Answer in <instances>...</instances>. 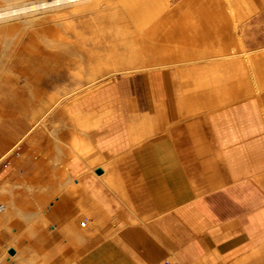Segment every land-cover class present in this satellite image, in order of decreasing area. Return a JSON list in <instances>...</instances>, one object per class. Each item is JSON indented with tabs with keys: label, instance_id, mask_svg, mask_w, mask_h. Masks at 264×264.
<instances>
[{
	"label": "crops",
	"instance_id": "obj_1",
	"mask_svg": "<svg viewBox=\"0 0 264 264\" xmlns=\"http://www.w3.org/2000/svg\"><path fill=\"white\" fill-rule=\"evenodd\" d=\"M209 17L217 22L203 37L209 55L156 67L148 74H116L106 85L85 94L73 109L102 114L103 124L89 134L107 160L94 165L92 185L108 177L120 182L123 196L132 201L131 186L122 182L126 172L111 167L116 165L111 158L125 152L142 192L134 197L136 201L143 197L147 204L143 215L134 211L133 222L155 217L135 224L118 216L125 223L123 228L74 251L77 264H162L168 262V256L181 264H202L220 262L217 256L230 262L246 253L241 259L248 264L251 257L264 252V191L259 184V175L264 178V89L244 97L241 87L246 76L243 59L249 75L248 57L260 61L264 55L254 54L255 50L242 52L241 46L234 52L232 37H241L242 29L225 26L222 30V17ZM178 48V56L173 58L197 56L203 47ZM218 49L229 53L214 54ZM260 66L264 70V64ZM257 79V84L264 83V75ZM101 104H106L107 112L112 110L106 117L105 110L99 109ZM27 133L0 161L23 142ZM73 139L79 140L76 135ZM78 159L84 161L75 154L74 160ZM45 166L51 167L44 164L43 181L48 180ZM100 168L102 173L97 172ZM27 176L34 180L29 172ZM76 182L87 186L83 180L76 178ZM44 212L51 221L49 231L32 234L33 238L23 240L22 245L48 250L50 254L40 262L64 264L57 249L66 248L68 241L57 227L73 223L75 210L67 201H59ZM12 230L18 234L24 227L16 225ZM10 238L8 232H0L1 244Z\"/></svg>",
	"mask_w": 264,
	"mask_h": 264
},
{
	"label": "rangeland",
	"instance_id": "obj_2",
	"mask_svg": "<svg viewBox=\"0 0 264 264\" xmlns=\"http://www.w3.org/2000/svg\"><path fill=\"white\" fill-rule=\"evenodd\" d=\"M80 1L81 3L76 5L80 7L78 8L79 10H76L78 12L75 13L72 11L74 14H67V17H58L55 19H51L54 15L48 14L40 20L29 19L24 16V12H26L25 10H29L25 7L28 6L27 3L30 1H24V4L21 5L18 3L14 4L8 0H0V35L3 34L0 36V158L15 145L19 137L22 136L26 130L29 131L23 142L18 147H16L11 154L0 161V188H2V190L0 189V217L2 219L0 232L6 231L11 237L10 239L6 240L4 244L0 243V264H11V262L7 260V257H10L7 249L13 243H16L15 245L19 248V257L17 258L19 259V262L16 259L10 257L11 260L17 262L18 264H47L43 262V260L40 262L39 259L50 254L48 250L43 247H40L38 250H32V248L28 249L25 244H22L24 242L23 240L32 239V234L38 235L44 231H49V225L51 221L49 220L48 216L45 215L44 211L50 206L51 203L54 205H59V201H67V203L72 205V208L75 210L74 220L72 221L73 223L65 225L64 227H57V231L60 232L68 241V246L66 248L57 249L58 255L64 260V264H77L75 261L77 255H75V252L87 242L92 241L97 237L109 236L121 230L125 223L122 220H119L118 216L124 217L126 223L135 224L140 223L141 221L150 222L155 218H143L142 220L137 219L133 222L135 218L134 211L140 215H143L142 210L147 204L143 197H140V201H136V198L134 197L135 195H142V192L140 191L139 185H137L138 183L133 173L130 157L127 154H124L125 152L117 155L115 158H111L116 163L115 166L111 167L119 168L120 171L123 170V172H126L125 181L122 182L125 184V186H131L132 195H134L131 196L132 201H130V197L123 196L122 187L118 181L110 179L108 181V179L104 178L105 181H98V183L95 182L93 185L90 181V176L94 174V165H102V163L107 160L105 155L106 153L104 154L102 152L98 144L95 147V145L90 140L89 134L92 129L97 130L99 129L100 125L103 124V122H101L102 114L96 113L97 111L95 110H92V113H89L86 110L74 112L73 109L75 108L77 101L85 98V94H88L106 85L111 80V78L116 75L112 73L111 75H108L107 81L104 83V85H99L101 83L96 84L95 82L88 86L87 84L89 80L87 79V75L96 69L95 67L98 68L99 66L102 68L100 69L99 74L112 71L114 68L113 66H106V64L104 65L102 62L106 63L109 61L110 64H113L111 61L116 60L115 55L118 53L119 54L117 56L120 54V57L125 56L123 59L119 58L122 60V66L125 68L128 69L131 67L134 69L136 68L135 66L140 67V69L127 72L126 74H134L137 72L148 74L149 70L143 68V66L141 67L140 65L142 64V60L144 61L142 64L144 67L153 65L154 61L156 64L162 62L164 63L163 65L168 66L169 63L172 65L181 61H188L194 57H197L196 59L206 57L209 55V50L204 47L205 45L203 37L208 36V32L212 31L214 29L213 27L217 24L216 21L214 22L213 20H210L209 15L222 17L223 20L219 19L220 24L218 23L220 25V29L222 30H224L225 26L227 28H233L236 31L242 29L241 37H232L231 41L232 46L234 47V52L237 51V47L241 46L244 52L247 50H255L253 52L254 54L264 55V49H261V47H264V7H262L264 4H262L261 1L258 3L259 0L250 2L249 5L247 4L248 6H244L243 9L240 8L239 10V8H237L235 16L234 14L230 15L223 13V8H225V6L223 4V6H218L217 3L220 1L217 2V0H191L189 3L183 1L182 10L185 8L183 11L178 9L180 7L179 1L172 0L170 2L171 9L168 11L173 12V16L167 17L166 19L165 15L168 13L163 12L157 21L159 24V29L157 31L155 46L153 45L154 49H150L149 47L140 49L138 52L139 54H136L137 56L134 55L135 53L131 47L125 44L123 45V43L119 41L117 42L118 38L121 36L115 35L114 29H112V33L108 28V30L106 29L107 31L104 30V32L98 31L95 28L97 24L95 22H92L91 24L87 22V24L84 22H78L80 25L79 29L77 30L78 32L71 29L65 30L67 31L66 35L71 36H68L69 40H74V42L83 41L85 43L86 46L84 48H80L78 50L79 52L77 51L72 54H64V51L61 52L59 48L56 49L55 47H52L51 49L50 46H44V44L40 41V38L56 40L61 39L60 37L58 38L60 32L63 34L66 33L63 32L64 30L62 31L61 27L56 26L53 21L59 20L63 22L64 18L65 20L75 19L77 21L81 15L87 12L85 10L112 2V0H93V2L89 1L82 4L88 0ZM115 1V4L117 5L118 0ZM42 2L44 1H41L40 3ZM253 2H257L258 4L256 3L255 5ZM85 5H87L86 8ZM45 6L46 5L42 6V10L48 9V7ZM56 6L60 7L64 6V4L61 3ZM257 6H259L258 8L260 10L257 8ZM53 7V9H55V6ZM254 7L255 10L257 9V13L253 11ZM260 7H262V9ZM66 8L70 9V7ZM216 8H218L217 11L219 13H216ZM79 20L81 21L83 19L80 18ZM104 20V23H106L107 26L109 23L108 19L104 18L103 21ZM181 23H187L186 26L188 25L189 29L187 28L185 30H181L179 28ZM186 30L189 31L187 32ZM96 31L98 32L97 34ZM236 31H233V35L236 33ZM93 33L94 35H92ZM77 35L78 37L76 39L75 36ZM15 37L16 40H19V43L21 41V44H13L15 42ZM113 40L116 41V44L111 42ZM29 41H32L33 44H31ZM24 42H28V44L26 45ZM106 44L110 47H106ZM33 45H36V47L34 46V48H32ZM180 45H202V53L198 54L197 56H185L181 58L182 60L180 58H173L175 55L178 56V47ZM118 46L120 48H118ZM145 51H147V56ZM213 53L224 55L229 53V51L225 52L223 49H218L213 50ZM129 54L134 55V60L130 61L128 59ZM79 55L80 57H78ZM139 56L140 58H138ZM169 57L171 59H169ZM149 61L153 63H150ZM250 61L246 62V64L247 68L252 71V74L248 75V72L245 71L246 76L243 78L241 85L244 97L251 96L252 93L259 91L257 86H260L261 84L260 82L257 84L256 81L258 78L257 73H259L258 70L260 68H258V66L264 64V59L260 61ZM256 68H258V70H255ZM105 78L106 77L99 80H104ZM77 79L79 82L81 79L83 83H79ZM245 82L247 83L246 85ZM79 85L83 87L81 88ZM98 86L100 87L97 88ZM247 86H249V88ZM246 88H248L247 91ZM67 89L69 90L68 92L66 91ZM55 91L58 92V94L61 92V94L53 95L56 93ZM64 93H68V95L65 97L66 94L64 95ZM75 94L78 96L76 97ZM52 96H56V99L60 96L61 102L59 101V103L49 111V107L52 106L56 101L52 98ZM30 99L35 103L33 104ZM99 106V109L105 110L103 112L104 117L112 112V110L107 112L106 104H101ZM32 107H34V109L44 107L43 111L40 113L38 111L37 113L38 115L36 118V125L30 124L31 113L33 112ZM59 107L60 109H58ZM30 108L32 109L30 110ZM67 109L71 110L68 111ZM57 110L59 112L62 111L61 115L63 116L61 119L59 117V113H56ZM44 112L47 113L45 114ZM71 112L74 113L71 114ZM55 115L57 117H55ZM57 132H59V134ZM65 132L67 133L66 136ZM75 135L79 139H84L86 141L83 143H80L81 141H74L73 137ZM90 142L94 145L93 147ZM87 144L92 147L91 151H88L87 154H89V156H95L97 159L93 163L89 162L90 164L88 163L85 165L84 163L85 160L87 161V159H85L83 162H81L79 159L76 161L74 160L75 151L77 152V150L74 149V146L82 148ZM113 156L114 155H111L109 157ZM44 164L51 166H45L48 177L47 181L42 180V175L44 174ZM28 172L31 175H34V180L32 177L29 178L27 176ZM262 176V174L259 175V184L260 188L264 191V178ZM75 178L85 181L87 186L82 183V185H77V188H75V184L73 183ZM62 188L66 190V193H68H65L66 195L72 197H65V194L62 193ZM92 189L94 190L93 195H95L93 197H91ZM97 199L100 201V203L97 201ZM2 204H5L4 208H2ZM14 204L16 205L17 209L14 207ZM7 211L11 213L9 214ZM116 211L119 213H116ZM123 211H125V213H123ZM16 225L20 227L23 226L24 230L18 234H15L12 229L16 227ZM77 237H79V239ZM245 255H247V253L243 256ZM217 258L221 261H206L202 264H243L241 258H237L236 260L230 262L219 256H217ZM167 260L168 262L163 261L162 264H181L174 256H168ZM250 260L251 261H249L248 264H264V252L260 255L251 257Z\"/></svg>",
	"mask_w": 264,
	"mask_h": 264
},
{
	"label": "bare ground",
	"instance_id": "obj_3",
	"mask_svg": "<svg viewBox=\"0 0 264 264\" xmlns=\"http://www.w3.org/2000/svg\"><path fill=\"white\" fill-rule=\"evenodd\" d=\"M8 1H10V2H12V3H18V4H21V5H23L24 4V1H27V0H8ZM30 1V2H29ZM41 1H44V2H42V3H40ZM89 1H92L93 2V0H88V1H85V2H83L82 4H84V3H87V2H89ZM172 0H118V2H119V4H118V2H117V5L115 4L116 3V1L115 0H112V2L111 3H109V4H105V5H101V6H97V7H93V8H91V9H88V10H85V11H87L86 13H84L83 15H81V17L80 18H82L83 20H72V19H70V20H65V18H64V21L63 22H61V21H53V23H55L56 24V26H59V27H61V29H62V31L63 32H66L65 34H63L62 32H60V34L58 35V38L60 37L61 39H56V40H53V39H48V38H40V41L44 44V46H47V47H51V49H52V47H55L56 49L57 48H59L60 50H61V52L62 51H64V54L66 53V54H72V53H75V52H77L80 48H84L86 45H85V43L83 42V41H78V42H74V40L73 41H71V40H69V38H68V36H70V35H66L67 34V31H65L66 29H71V30H73V31H76V32H78L77 30L79 29V24H78V22H84V23H89V24H91L92 22L94 23H97L96 24V27H95V25H94V27L98 30V31H103L104 32V30H106L107 28L108 29H110L111 30V33H112V29H114V32H115V35H120L121 37H119L118 38V40H117V42L119 41V42H121V43H123V45L125 44V45H128L129 47H131L132 48V50H133V52L135 53L134 55H136L138 52H139V50L140 49H143V48H145V47H149L150 49L151 48H153V45L155 46V43H156V36H157V31H158V29H159V24L157 23V21L159 20V17H160V15L163 13V12H167L168 14H166L165 16V18L167 19V17H171V16H173L172 15V13L173 12H169L168 10H170L171 9V7H170V2H171ZM177 1H179V4H180V7L178 8V9H180V10H182V3H183V1H186V2H188L189 3V1H191V0H177ZM220 1V2H219ZM222 1H223V3H222ZM252 1H254V0H217V2H219V3H217V5L219 6V5H224L225 6V8H223V13H227V14H230V15H233L234 14V16H235V13H236V10H237V8H239V10H240V8H242L243 9V7L244 6H246L247 4L249 5V3L250 2H252ZM261 1V3L262 4H264V0H259L258 1V3ZM28 2L29 3H27V7H25V8H27V9H29V10H25L26 12H24V16L26 17V18H29V19H42L44 16H46V15H54L51 19H55V18H58V17H67V14H74V12L76 13V12H78V11H76L78 8H80V7H78V6H76V5H79L80 3H81V1L80 0H28ZM91 2V3H92ZM96 2V1H95ZM64 4V6H60V7H58V6H56V5H58V4ZM98 3H100V2H98ZM108 3V2H107ZM253 3H255V2H253ZM257 3V2H256ZM256 3H255V5H256ZM257 3V4H258ZM5 4V3H4ZM65 4H67V5H65ZM261 4V5H262ZM43 5H46L45 7H48V9L47 10H42V6ZM100 5V4H99ZM187 5V4H186ZM222 5V6H223ZM247 5V6H248ZM251 5V4H250ZM53 6H55V9H53L54 7ZM81 6V5H80ZM86 6L87 5H85V8H86ZM92 6V5H91ZM259 6H260V4H259ZM259 6H257V8L259 7ZM2 7V6H1ZM57 7V8H56ZM66 7H70V9L68 8H66ZM83 7V6H82ZM81 7V8H82ZM262 7H264V6H262ZM262 7H260L261 9H262ZM188 8V7H187ZM259 9V8H258ZM12 10H14V9H12ZM79 10V9H78ZM84 10V9H83ZM183 10H185V8L183 9ZM182 10V11H183ZM218 10V8H216V11ZM257 10V9H256ZM256 10H255V7H254V9H253V11L254 12H256ZM260 10V9H259ZM22 11V10H21ZM28 11V12H27ZM72 11H74V12H72ZM216 13H219L218 11L216 12ZM257 13V12H256ZM7 14V13H6ZM80 15V14H79ZM175 15V14H174ZM69 16V15H68ZM7 17V16H6ZM5 17V18H6ZM5 18H3V19H5ZM69 18V17H68ZM68 18H66V19H68ZM108 19V25L106 26V23H104L105 22V20L103 21V19ZM161 19V18H160ZM241 19V18H240ZM23 20V19H22ZM39 20V21H40ZM62 20V19H61ZM5 21V20H4ZM30 21V20H29ZM51 21V20H50ZM101 21V22H100ZM107 21V20H106ZM17 22H20V21H17ZM37 22V21H36ZM25 23V22H24ZM86 23V24H87ZM22 24H23V22H22ZM26 24V23H25ZM46 24V23H45ZM54 24V25H55ZM187 24V23H186ZM186 24H183V23H181L180 25H179V28L181 29V30H185V29H187L189 26L187 25L186 26ZM37 25V24H36ZM49 25V24H48ZM84 26V25H83ZM12 27V26H11ZM21 27H23V26H21ZM20 27V28H21ZM49 27V26H48ZM85 27H88V26H85ZM53 29V28H52ZM90 29V28H89ZM107 29V30H108ZM189 29V28H188ZM233 29V28H232ZM14 30V29H13ZM29 30V29H28ZM43 30H44V28H43ZM106 30V31H107ZM174 30V29H173ZM187 31V30H186ZM189 31V30H188ZM187 31V32H188ZM193 31V30H192ZM28 32V31H27ZM33 32V31H32ZM56 32V31H55ZM72 32V31H71ZM75 32V33H76ZM69 33V32H68ZM98 32L96 31V34H97ZM108 33V32H107ZM21 34V33H20ZM56 34V33H55ZM77 34V33H76ZM83 34V33H82ZM84 34H85V31H84ZM90 34V33H89ZM100 34V33H99ZM103 34V33H102ZM109 34H110V32H109ZM3 35V34H2ZM2 35H0V36H2ZM5 35V34H4ZM79 35V34H78ZM78 35L77 36H75L76 37V39H77V37H78ZM92 35H94V33L92 34ZM114 35V36H115ZM28 36V35H27ZM43 36H44V34H43ZM85 36V35H84ZM96 36V35H95ZM153 36H155V37H153ZM11 37V36H10ZM71 37V36H70ZM81 37V36H80ZM94 37V36H93ZM97 37V36H96ZM116 37V36H115ZM239 37V36H238ZM4 38V37H3ZM14 38V37H13ZM12 38V39H13ZM73 38H74V36H73ZM86 38V37H85ZM89 38V37H88ZM91 38V37H90ZM111 38V37H110ZM151 38V39H150ZM38 39V38H37ZM72 39V38H71ZM99 39V38H98ZM112 39V38H111ZM2 40H4V39H2ZM21 40V39H20ZM23 40V39H22ZM35 40V39H34ZM14 43L13 44H15V45H18V44H21V41H20V43H19V40L17 39L16 40V37H15V39H14ZM95 41V40H94ZM158 41V40H157ZM9 42V41H8ZM30 42V41H29ZM35 42V41H34ZM40 42V43H41ZM113 44H116L115 42V40H113V41H111ZM110 42V43H111ZM26 45L28 44V42H24ZM31 44H33L32 43V41L30 42ZM104 43V42H103ZM107 43V42H106ZM153 43V44H152ZM24 44V45H25ZM35 44V43H34ZM119 44V43H118ZM2 46V45H1ZM31 46V45H30ZM34 46L36 47V45H33L32 46V48H34ZM41 46H43V45H41ZM110 47L109 45H107L106 44V47ZM20 47V46H19ZM124 47V46H123ZM2 48V47H1ZM14 48V47H13ZM30 48V47H29ZM54 48V49H55ZM88 48V47H87ZM113 48H115V47H113ZM118 48H120L119 46H118ZM117 48V49H118ZM21 49H22V47H21ZM31 49V48H30ZM36 49V48H35ZM55 49V50H56ZM103 49V48H102ZM109 49V48H108ZM154 49V48H153ZM156 49H158V48H156ZM38 50V49H37ZM146 50V49H145ZM35 51V50H34ZM33 51V52H34ZM45 51V50H44ZM49 51H50V49H49ZM109 51V50H108ZM153 51V50H152ZM155 51H157V50H155ZM164 51V50H163ZM166 51V50H165ZM56 52V51H55ZM79 52V51H78ZM112 52V51H111ZM116 52V51H115ZM146 52V56H147V51H145ZM158 52V51H157ZM242 52H244V51H242ZM250 52V51H249ZM9 53H11V52H9ZM32 53V52H31ZM40 53V52H39ZM38 53V54H39ZM45 53V52H44ZM117 53V52H116ZM153 53V52H152ZM159 53H160V51H159ZM23 54V53H22ZM41 54V53H40ZM107 54V53H106ZM111 54V53H110ZM109 54V55H110ZM115 54V53H114ZM119 54V53H118ZM117 54V55H118ZM139 54V53H138ZM150 54H151V52H150ZM235 54V53H234ZM234 54L232 55V56H234ZM108 55V56H109ZM117 55H115V58H116V60L115 61H111V62H113V64H110V62L108 61V62H102V64H106V66L107 65H110V66H113L114 68L112 69V71H107V72H105V73H100L99 74V71H100V69H102L101 67H99L98 65V68L97 67H95L96 69H94L91 73H89V75H87V79L89 80V82H88V86L90 85V84H93V83H95L96 82V84H98V83H101V84H99V85H104V83H106V81H107V78H108V75H111V73L112 74H126L127 72H131V71H133V70H138V69H140V67L139 66H135L136 68H131V67H129L128 69L127 68H125L124 66H122L123 65V62H122V60L121 59H123L125 56H121L120 57V55L119 56H117ZM133 54L132 55H130L129 54V56H128V59L131 61V60H134L133 59V56H134ZM152 55V54H151ZM156 55H157V53H156ZM137 56V55H136ZM149 56V55H148ZM243 56V55H242ZM242 56H241V58H242ZM1 57V56H0ZM24 57V56H23ZM33 57V56H32ZM78 57H80V55L78 56ZM82 57V56H81ZM106 57H107V55H106ZM152 57V56H151ZM245 57V56H244ZM243 57V58H244ZM247 57V56H246ZM258 57H260V56H258ZM37 58H38V56H37ZM119 58H121V59H119ZM127 58V57H126ZM138 58H140V56L138 57ZM154 58H155V55H154ZM250 60H252V57H248ZM9 59V58H8ZM39 59H40V57H39ZM104 59H106V58H104ZM114 59V58H113ZM136 59V58H135ZM169 59H171L170 57H169ZM196 59V58H195ZM245 59V58H244ZM243 59V61H242V69L244 70V72H245V60ZM247 59V58H246ZM247 60V62L248 61H250V60ZM253 59H255L254 57H253ZM256 59H257V57H256ZM121 60V61H120ZM155 60V59H154ZM153 60V61H154ZM182 60V59H181ZM37 61V60H36ZM40 61V60H39ZM43 61V60H42ZM89 61V60H88ZM100 61H102V60H100ZM105 61V60H104ZM140 61H141V59H140ZM147 61V60H146ZM151 61V60H150ZM149 61V62H150ZM187 61V60H186ZM257 61V60H256ZM139 62V61H138ZM143 60H142V64H143ZM159 62V61H158ZM157 62V63H158ZM161 62V61H160ZM251 62V61H250ZM89 63V62H88ZM93 63H95V62H93ZM101 63V62H100ZM150 63H153V62H150ZM162 63V62H161ZM159 63V64H156L155 63V61H154V64L153 65H149V66H145L144 67V65H142V64H140L141 65V67L143 66V68H145V69H147V70H152V69H154V68H156V67H162V66H165V65H163L164 63ZM168 63V62H167ZM251 63H253V62H251ZM4 64V63H3ZM47 64V63H46ZM257 64V63H256ZM32 65V64H31ZM169 65H170V63H169ZM168 65V66H169ZM27 66V65H26ZM24 67V66H23ZM83 67V66H82ZM109 67V66H108ZM33 68V67H32ZM37 68V67H36ZM92 68V67H91ZM93 69V68H92ZM132 69V70H131ZM82 70V69H81ZM86 70H87V63H86ZM34 71V70H33ZM257 72V71H256ZM258 72L259 73H257L258 75H257V77H261L262 75H264V70H263V68H262V66H260V68H259V70H258ZM75 73V72H74ZM80 73V72H79ZM85 73H87V72H85ZM254 73H255V71H254ZM256 74V73H255ZM77 75V74H76ZM75 75V76H76ZM246 75V74H245ZM34 76V75H33ZM77 76H79V75H77ZM28 77V76H27ZM104 77H106L104 80H99V79H103ZM34 78V77H33ZM76 78V77H75ZM81 78V77H80ZM115 78V77H114ZM86 79V78H85ZM84 79V80H85ZM86 79V80H87ZM110 79V78H109ZM116 79V78H115ZM258 80V79H257ZM3 81V80H2ZM36 81V80H35ZM77 81H78V79H77ZM260 81V80H259ZM79 82V81H78ZM80 82H82V80L80 79ZM79 82V83H80ZM260 82H262V81H260ZM264 82V81H263ZM30 83V82H29ZM38 83H39V81H38ZM79 83H77V84H79ZM83 83V82H82ZM247 83L245 82V85H246ZM249 84V83H248ZM262 84V83H261ZM260 84V86H257V89L259 90V91H261V90H263L264 89V83L261 85ZM80 86V85H79ZM195 86H198L197 84H195ZM38 87V86H37ZM81 87V86H80ZM83 87V86H82ZM81 87V88H82ZM100 86H98L97 88H99ZM248 88H249V86H247ZM79 88V87H78ZM199 88V87H198ZM248 88H246V91L248 90ZM37 89V88H36ZM196 89H197V87H196ZM252 89V88H251ZM255 89V88H254ZM32 90H34V89H32ZM31 90V91H32ZM38 90V89H37ZM67 92L69 91L68 89L66 90ZM73 91V90H72ZM37 92V91H36ZM56 92V91H55ZM64 92H65V90H64ZM79 92V91H78ZM257 92V91H256ZM31 93H33V92H31ZM40 93V92H39ZM38 93V94H39ZM70 93V92H69ZM77 93V92H76ZM247 93H249V92H247ZM55 94H58V92H56V93H54L53 95H55ZM59 94H61V92L59 93ZM58 94V95H59ZM66 93H64V95H65ZM250 94V93H249ZM48 95H50V94H48ZM52 95V94H51ZM57 95V96H58ZM63 95V94H62ZM63 95V96H64ZM68 95V93L65 95V97ZM38 96V95H37ZM42 96V95H41ZM75 96H76V94H75ZM78 96V95H77ZM76 96V97H77ZM51 97V96H50ZM52 98L53 99H55L56 101H55V103L53 104V101H52V106H50L49 107V111L51 110V109H53L58 103H59V101L61 100L60 99V96L56 99V96H52ZM52 98H51V100H52ZM32 99V98H31ZM30 99V100H31ZM47 99V98H46ZM75 99V98H74ZM34 100V99H33ZM32 101V100H31ZM44 101V100H43ZM33 102V101H32ZM31 102V103H32ZM46 102V101H45ZM61 102V101H60ZM78 102V101H77ZM35 102H33V104H34ZM50 103V102H49ZM47 104V103H46ZM38 105V104H37ZM40 105V104H39ZM45 105V104H44ZM35 106V105H34ZM38 107V106H37ZM33 108V112L31 113V123L30 124H32V125H36V122H37V113H38V111H39V113L41 112V111H43V108L44 107H40L39 109H34V107H32ZM32 108H30V110L32 109ZM58 109H60V107L58 108ZM47 110V109H46ZM68 111H70L71 109H67ZM83 110V109H82ZM58 111V110H57ZM96 111V110H95ZM62 112V111H61ZM87 112H91L90 110H88ZM45 113V112H44ZM47 113V112H46ZM45 113V114H46ZM56 113H59V111L58 112H56ZM65 113H66V111H65ZM72 113H74V112H71V114ZM88 113V114H89ZM92 113V112H91ZM96 113H98V112H96ZM63 114V113H62ZM61 116H63V115H61ZM97 116H98V114H97ZM100 116V115H99ZM55 117H57L56 115H55ZM85 117V116H84ZM46 118V117H45ZM97 118V117H96ZM99 118V117H98ZM40 119V118H39ZM39 121V120H38ZM97 122V121H96ZM100 122V121H99ZM66 124V123H65ZM74 124V123H73ZM44 125V124H43ZM42 132V131H41ZM58 134H59V132H57ZM28 134V133H27ZM54 134V133H53ZM55 135V134H54ZM31 137V136H30ZM37 137V136H36ZM61 138V137H60ZM57 141V140H56ZM79 141H81L80 143H83L84 141H86V140H84V139H79L78 140V142ZM78 146H79V144H78ZM78 146H74V149H76L77 150V152L75 151V154H77L78 156H80L81 158H83L84 160L85 159H87V163H89V162H92L93 163V161H94V158H93V156H89V154H87L88 153V151H91V149H92V147L90 146V145H88V146H84V147H82V148H80V147H78ZM79 149H77V148ZM71 149H72V146H71ZM10 153V152H9ZM74 153V152H73ZM90 164V163H89ZM76 177V176H75ZM72 178V177H71ZM106 179H108V181H109V178L107 177ZM105 181V180H104ZM65 182V181H64ZM72 182V181H71ZM70 182V183H71ZM69 183V184H70ZM75 185V188H77V185L79 186V185H82V183L81 182H76V178L74 179V182H73ZM107 183V182H106ZM72 184V183H71ZM73 187V186H72ZM10 188V187H9ZM59 188V187H58ZM1 190H2V188H0ZM31 189V188H30ZM66 189V188H65ZM56 190H58V189H56ZM53 191V190H52ZM60 191H61V189H60ZM62 191H64L63 190V188H62ZM54 192H56V191H54ZM59 192V191H58ZM57 192V193H58ZM65 193H66V190L64 191ZM56 193V194H57ZM11 194V193H10ZM52 194H54V193H52ZM66 194H68V193H66ZM53 196H55V195H53ZM56 197V196H55ZM16 202V201H15ZM13 204V203H12ZM3 205V204H2ZM9 205V204H8ZM15 205V204H14ZM18 205V204H17ZM20 205V204H19ZM3 206H5V204L3 205ZM13 207V206H12ZM15 208H16V205L14 206ZM13 207V208H14ZM17 209V208H16ZM19 209H21V208H19ZM18 211V210H17ZM17 211H15V212H17ZM24 211V210H23ZM22 211V212H23ZM8 212V211H7ZM20 212V211H19ZM25 212V211H24ZM6 213V212H5ZM9 213V212H8ZM11 213V212H10ZM9 213V214H10ZM6 215V214H5ZM19 215V214H18ZM27 215V214H26ZM4 216V215H3ZM19 217H20V215H19ZM6 218V217H5ZM24 219V218H23ZM8 223V222H7ZM4 225H5V222H4ZM23 233V232H22ZM15 235V234H14ZM16 238V237H15ZM83 240H84V238H83ZM13 242V241H12ZM16 244V243H15ZM14 243L12 244V245H10L9 247H13L14 249H15V253L12 255L11 253H10V255L12 256V258L13 259H16L17 261L19 260V259H17L18 257H19V248H18V246H16ZM8 247V248H9ZM19 262V261H18Z\"/></svg>",
	"mask_w": 264,
	"mask_h": 264
},
{
	"label": "water",
	"instance_id": "obj_4",
	"mask_svg": "<svg viewBox=\"0 0 264 264\" xmlns=\"http://www.w3.org/2000/svg\"><path fill=\"white\" fill-rule=\"evenodd\" d=\"M97 172H98V173H102L103 171H102V169L100 168V169L97 170ZM9 253L14 254V253H15V249H14V248H10V249H9Z\"/></svg>",
	"mask_w": 264,
	"mask_h": 264
},
{
	"label": "built area",
	"instance_id": "obj_5",
	"mask_svg": "<svg viewBox=\"0 0 264 264\" xmlns=\"http://www.w3.org/2000/svg\"><path fill=\"white\" fill-rule=\"evenodd\" d=\"M53 227H54V226H53ZM9 249H10V248L7 249L8 253H9ZM9 255H10V253H9ZM7 260L10 261L11 264H18L17 262L11 260V258H10L9 256L7 257Z\"/></svg>",
	"mask_w": 264,
	"mask_h": 264
}]
</instances>
